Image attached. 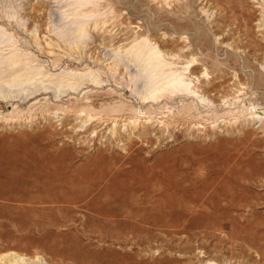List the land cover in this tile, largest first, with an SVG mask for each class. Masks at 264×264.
I'll list each match as a JSON object with an SVG mask.
<instances>
[{
  "label": "rangeland",
  "instance_id": "rangeland-1",
  "mask_svg": "<svg viewBox=\"0 0 264 264\" xmlns=\"http://www.w3.org/2000/svg\"><path fill=\"white\" fill-rule=\"evenodd\" d=\"M255 111L264 0H0V264H264Z\"/></svg>",
  "mask_w": 264,
  "mask_h": 264
},
{
  "label": "bare ground",
  "instance_id": "bare-ground-1",
  "mask_svg": "<svg viewBox=\"0 0 264 264\" xmlns=\"http://www.w3.org/2000/svg\"><path fill=\"white\" fill-rule=\"evenodd\" d=\"M146 46H138L135 51L137 57L136 61H138L137 64L141 69L140 74L145 73V77L148 79L144 85L145 90L140 91L142 103L151 106L152 104L160 103L163 99L173 98L178 94L190 96V94L195 93L194 96L199 98V100L197 101L193 99V102L196 101V105L198 104V106H200V104L204 106L206 104L205 101H207L206 96L199 95L198 92L190 86V82H185L181 75L176 72L165 71L164 67L166 62L160 58L161 52L159 50L154 51V48L148 45ZM145 48L148 49L146 50ZM136 75H139L138 71L136 72ZM93 80L97 83L101 82V80H98L97 78ZM194 96L191 97L193 98ZM190 107H193V105L190 104ZM117 111L121 115H125L126 113V109H124V112L123 109ZM255 112L257 113L253 116L254 118H257L258 120L264 119V113L261 111ZM150 126H152V123L144 125L146 128ZM204 188H209V186L205 185ZM217 194L216 196L221 198V195H219V193ZM206 200L209 201V198L207 197Z\"/></svg>",
  "mask_w": 264,
  "mask_h": 264
},
{
  "label": "crops",
  "instance_id": "crops-1",
  "mask_svg": "<svg viewBox=\"0 0 264 264\" xmlns=\"http://www.w3.org/2000/svg\"><path fill=\"white\" fill-rule=\"evenodd\" d=\"M44 219H45V218H44ZM45 222L49 223V222L47 221V219H45ZM51 223H53V222H50L49 224H51Z\"/></svg>",
  "mask_w": 264,
  "mask_h": 264
}]
</instances>
